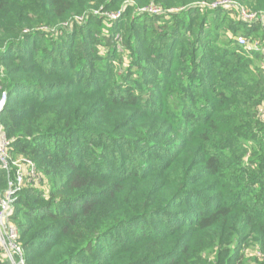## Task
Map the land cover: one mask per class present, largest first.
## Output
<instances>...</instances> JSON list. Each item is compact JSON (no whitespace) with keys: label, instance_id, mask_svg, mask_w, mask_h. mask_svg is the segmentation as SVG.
I'll use <instances>...</instances> for the list:
<instances>
[{"label":"trees","instance_id":"1","mask_svg":"<svg viewBox=\"0 0 264 264\" xmlns=\"http://www.w3.org/2000/svg\"><path fill=\"white\" fill-rule=\"evenodd\" d=\"M212 1L0 0L24 264H264V31Z\"/></svg>","mask_w":264,"mask_h":264},{"label":"built area","instance_id":"2","mask_svg":"<svg viewBox=\"0 0 264 264\" xmlns=\"http://www.w3.org/2000/svg\"><path fill=\"white\" fill-rule=\"evenodd\" d=\"M210 9L216 7H225L232 10L235 16L244 25H255L258 29L264 28V11L256 12L244 8L235 0H214L209 3H202ZM149 12L159 13L161 10L156 6H149ZM237 45L246 50H263L264 64V37L250 42L243 35H237L234 38ZM6 93L0 95V111L6 102ZM10 139L6 136L0 125V167L3 168L7 175L14 167L13 177L8 179V186L0 196V251L6 255L10 264H24L23 250L18 241V229L11 222V216L14 210V201L16 193L24 186L25 182H39L41 177L36 171L34 163L25 157L12 159L9 153Z\"/></svg>","mask_w":264,"mask_h":264},{"label":"rangeland","instance_id":"3","mask_svg":"<svg viewBox=\"0 0 264 264\" xmlns=\"http://www.w3.org/2000/svg\"><path fill=\"white\" fill-rule=\"evenodd\" d=\"M246 2H248L252 7H250V8H247V9H249V10H251V11H256V12H260V11H264V9L263 8H261V9H256V8H258L257 7V5L258 4H261L262 5V3H261V1L260 0H246ZM260 8V7H259ZM81 16H79L78 18H80ZM48 28V27H47ZM52 29V28H51ZM260 31V30H259ZM262 31H264V28L259 32V34L260 33H262ZM256 34H250L249 35V37H247L248 38V40H249V43L250 42H254L255 40H256V36H255ZM258 65H260V64H258ZM263 67H264V64H263ZM263 104V106H264V103H262ZM258 114H260V111H259V113ZM261 115H263L262 113H261ZM261 118V117H260ZM253 249L252 248H249V249H247L246 251H245V253H244V257H243V264H254V262H253ZM212 256V250H208L205 254H204V257H203V259L206 261L207 260V258H210ZM202 260V259H201ZM204 260H202V264H205L204 263Z\"/></svg>","mask_w":264,"mask_h":264}]
</instances>
